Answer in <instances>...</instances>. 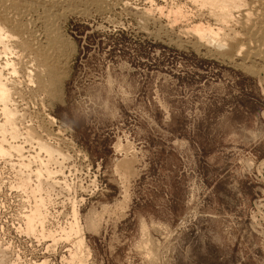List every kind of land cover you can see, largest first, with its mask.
Segmentation results:
<instances>
[{
  "label": "rangeland",
  "instance_id": "rangeland-1",
  "mask_svg": "<svg viewBox=\"0 0 264 264\" xmlns=\"http://www.w3.org/2000/svg\"><path fill=\"white\" fill-rule=\"evenodd\" d=\"M90 1L58 12V78L43 105L22 88L31 127L61 154L32 167L66 175L42 174L51 182L47 227L71 222L74 195L84 199L85 264H264V74L176 42L177 29L166 33L155 12L145 24L147 0ZM118 141L129 143L136 170L126 204ZM13 156L0 159V264L38 255L62 264L71 240L45 249L49 240L16 229L32 197ZM46 178L68 179L73 191Z\"/></svg>",
  "mask_w": 264,
  "mask_h": 264
},
{
  "label": "bare ground",
  "instance_id": "bare-ground-1",
  "mask_svg": "<svg viewBox=\"0 0 264 264\" xmlns=\"http://www.w3.org/2000/svg\"><path fill=\"white\" fill-rule=\"evenodd\" d=\"M85 1L0 0V159L2 156L10 159L13 153L14 156L16 155L17 162L11 165L18 166H16L17 184L23 189H28L32 197V202L28 203L26 210L20 216V223L16 229L30 236L41 238L43 241L49 240L50 244L45 249L50 245L53 247V244L57 242L71 240L69 248L66 249L67 257L61 256L62 264H85L81 249L85 248L84 234L82 235L83 231H81L82 225L80 227L78 223L77 210L79 209L77 202L83 198L75 199L74 195L69 197L71 222H68L66 227H58L57 230H50L47 227L46 222L49 221V215L52 213L48 207L51 200L50 190L47 191L45 188L51 182L47 185L44 183V186L41 179L42 174L45 172L46 177H52L56 172L63 177L66 175H63L62 169L50 170L48 168L51 166L46 168V164L41 165L48 160L49 162L52 160L53 164V156L59 157L61 154L46 141L40 139L41 136L38 137L37 131L31 127L33 119L23 111L27 109V101H24L22 88L25 87L31 96L38 97L39 103L42 104V98L48 93V87L51 88L50 84L56 80L59 67L54 52L59 40L56 26L61 15L59 16L58 12L61 10L69 14L80 13L82 5L87 7L91 2L94 3L90 0V3ZM169 1L170 6L166 3L163 6L155 3L154 0H147L148 8L145 7L139 13L143 22L148 24L155 12L158 20L163 19L167 22L165 32L171 31L174 34L177 29L176 42L180 44L186 42L197 51H205L216 58L235 62L246 72L264 74V0ZM22 78L24 79L20 80ZM48 119L54 122V119L49 117ZM31 142L35 143V146L31 145ZM24 143L26 145L30 143V150L33 146L37 151H33V148L32 153H28L29 149H24ZM114 149L117 152H123V157L118 160L114 170L124 180L122 183L124 196L119 204H126L127 176L136 171L132 166L134 158L130 155L132 150L129 143L123 145L118 141ZM24 152L27 153L24 154ZM42 153L43 156L40 157ZM55 158L57 162V157ZM35 160L41 163L39 167H32ZM56 162L54 165L57 164ZM11 165L10 167L14 166ZM65 178L61 181L48 179L59 186L62 184L69 191L73 187H70L68 179ZM91 185L94 186L93 180ZM88 250L87 248L86 251ZM39 257H36L30 264H47L48 261L45 258Z\"/></svg>",
  "mask_w": 264,
  "mask_h": 264
}]
</instances>
